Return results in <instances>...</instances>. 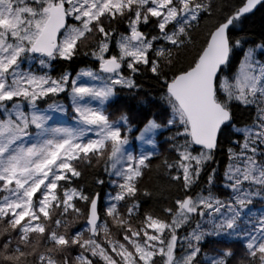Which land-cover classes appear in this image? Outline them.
Listing matches in <instances>:
<instances>
[{"label": "snow or ice", "instance_id": "6c2138e0", "mask_svg": "<svg viewBox=\"0 0 264 264\" xmlns=\"http://www.w3.org/2000/svg\"><path fill=\"white\" fill-rule=\"evenodd\" d=\"M257 6L264 0H0V264H264V208L251 207L264 205V38L245 48L236 34ZM81 56L90 63L74 75H51L53 62ZM146 74L165 119L146 117L135 139L156 149L149 137L167 132L171 155L155 165L157 151H129L127 111H108ZM241 110L252 118L238 126ZM229 129L226 164L200 183ZM97 167L115 188L102 208L73 182ZM153 168L167 180L155 200L138 187ZM209 238L239 249L209 254Z\"/></svg>", "mask_w": 264, "mask_h": 264}, {"label": "trees", "instance_id": "16d2710c", "mask_svg": "<svg viewBox=\"0 0 264 264\" xmlns=\"http://www.w3.org/2000/svg\"><path fill=\"white\" fill-rule=\"evenodd\" d=\"M120 27L122 29V26ZM240 33L244 34L247 37L245 41V48L252 45L253 42L259 43L261 39L264 38V6H260L254 14L250 15L241 23L239 32L236 34ZM242 51L243 49H238L234 51L231 56L229 65L222 70L225 74L231 76L232 73L236 70L237 61L240 59ZM257 57L263 60L261 53L257 52ZM89 63L90 61L88 60V58L83 56L78 57L71 62L55 61L53 62V65L51 67V75L58 76L61 72L65 70L74 75L79 68ZM136 79L137 82L141 84V89L139 90V92L135 96H132L128 94L127 90H121L115 103L111 105L108 109L113 119H115L119 115L120 110L127 111V113L129 114L128 127H130L132 131L127 132L126 134L129 136V141L131 143H135V137L136 135H138L137 130L139 129L146 117H155L157 121H163L165 119L164 105L158 99H154V97H157L159 94V88L151 80L150 74H146L145 76H137ZM61 102L67 103V100L61 98ZM251 118V110H241L236 112L235 123L236 125L241 126L244 123L249 122ZM166 135L167 132L160 131L155 137L157 143L156 151L158 152V154L152 158V162L154 165L165 155H171V153L166 151L167 144L164 139ZM232 136L233 133L230 129L225 131L224 136L222 138L221 147L217 150L214 160L207 162L204 166V171L201 173L200 176V183H203L205 181L206 175L211 168L218 167L222 171L224 165L227 162L226 148L228 146L229 139ZM97 177L103 179L104 183L97 184L95 182ZM73 182L75 184H82L84 186L85 191L87 192L94 191L99 193L101 208L104 206L106 194L115 191V188L109 182V177L105 175V173L99 167L91 170H86L80 180H74ZM166 182L167 180L163 170L161 169L157 171L155 168H153L151 171H145V174L140 180L138 187H140L141 189L150 190L153 193V200H155L158 196L156 189L159 186L165 184ZM215 190L223 194V189H221L219 185H217ZM175 194V188L170 189L168 192L169 196ZM137 195L144 204L152 202L147 200L139 193ZM80 223H83V221H81ZM77 227H79V224H77ZM181 232H183V229L181 230ZM219 239L209 238L205 242L204 248H211L213 250V253L215 254L216 250L220 249L218 246H222L220 244V241H224L225 245L230 244V242L225 240L224 238ZM237 245L239 246V244ZM237 249L239 248L237 247Z\"/></svg>", "mask_w": 264, "mask_h": 264}, {"label": "rangeland", "instance_id": "374dc122", "mask_svg": "<svg viewBox=\"0 0 264 264\" xmlns=\"http://www.w3.org/2000/svg\"><path fill=\"white\" fill-rule=\"evenodd\" d=\"M257 52L258 53H261V55L263 57V60H264V51L258 50ZM70 116H71V112H69V118H70ZM160 131L161 130H157V132L153 136H150L149 138H154L155 139L156 135ZM128 149H129V151H132L133 153H137L138 151H141V150H143V151H153V150L156 151L157 150V148L156 149H152V147L150 145L143 144L142 142L137 141L136 139H135V143H133V142L132 143L131 142L129 143ZM251 207H253L254 209L260 210V209L264 208V205H262L261 202L259 200H257V202H254V204ZM215 239H219V238H215ZM220 244L222 246H218L219 248H224V247H227V246H232V247H235V248H237V247L239 248V246L237 244H231L230 243V244L225 245V242L224 241H220ZM206 250L209 251V254H214L213 253V250L211 248H207Z\"/></svg>", "mask_w": 264, "mask_h": 264}, {"label": "water", "instance_id": "95a60500", "mask_svg": "<svg viewBox=\"0 0 264 264\" xmlns=\"http://www.w3.org/2000/svg\"><path fill=\"white\" fill-rule=\"evenodd\" d=\"M259 7H260V6H257V9L254 10V12H253L252 14H254V13L258 10ZM252 14H250V15H252ZM250 15H249V16H250ZM223 69H224V68H223ZM223 69H222V70H223Z\"/></svg>", "mask_w": 264, "mask_h": 264}]
</instances>
